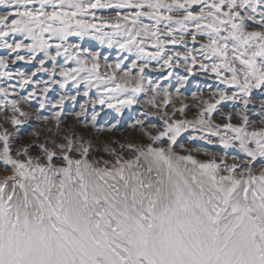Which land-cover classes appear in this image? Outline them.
<instances>
[{
    "label": "snow or ice",
    "instance_id": "obj_1",
    "mask_svg": "<svg viewBox=\"0 0 264 264\" xmlns=\"http://www.w3.org/2000/svg\"><path fill=\"white\" fill-rule=\"evenodd\" d=\"M0 5L7 8L0 12V48L8 50L0 55V264H264V0ZM104 9L117 10L115 22L97 16ZM85 36L128 55L101 73L99 52L69 42ZM189 36L199 48L187 47ZM147 42L156 51H147ZM180 44L186 51L167 53ZM181 60L189 75L199 64L224 85L201 100L195 120L173 118L187 105L161 114L171 94L151 79L144 87L152 61L171 69ZM20 61L31 70L11 71ZM91 88L100 93L96 100ZM149 90L145 103L156 111L142 115L159 116L162 129L136 119L117 137V124L98 126L96 104L119 113ZM67 101L79 111L66 112ZM190 128L189 141L218 138L225 156L198 159L199 148L178 142ZM228 149L243 158L229 163Z\"/></svg>",
    "mask_w": 264,
    "mask_h": 264
},
{
    "label": "rangeland",
    "instance_id": "obj_2",
    "mask_svg": "<svg viewBox=\"0 0 264 264\" xmlns=\"http://www.w3.org/2000/svg\"><path fill=\"white\" fill-rule=\"evenodd\" d=\"M198 10V9H196ZM7 11V8L5 6L0 5V12ZM116 11L113 9H104V10H97V16L98 17H104L106 19L111 20L112 22H115V16ZM126 11V10H125ZM144 23H151V21L147 18H144ZM161 30H163V22L160 25ZM105 31L111 32V28H105ZM12 37L9 38V42H12ZM15 39H21L19 34L15 36ZM119 39V38H118ZM188 48H199V43L192 44L190 36L187 37ZM198 40H201L202 42H207V38H201L198 37ZM28 42V41H25ZM69 42L72 44H79L81 48H86L90 52H99L100 53V64H101V73H104L105 71L110 72V69H106L104 66L106 64H114L117 59H123L124 56L128 55L126 51H121L115 44H113L111 47L108 46L107 42L105 41L103 44L93 38L92 36H85L83 39L79 37H70ZM147 51L154 52L156 51L155 48L151 46V42L146 43ZM174 51H180L184 52L186 51V48L183 44L180 45H168L167 46V53L171 54ZM8 50L0 48V55H7ZM20 54L24 55L25 53L22 51ZM14 55V54H13ZM106 58V59H105ZM63 57L59 58V63L63 64ZM135 59V55L129 56L128 60L124 61V67H131V61ZM199 59V57H198ZM205 63H210V61H204ZM138 63H143V61H139ZM161 62L152 61L148 68L145 69V72L142 74L145 77L144 80V87L145 89H148L149 86L147 84V80L151 79L153 84H156L159 86V89H165L169 91L171 94V103L167 106H162L160 108V113L163 114L164 111H167L169 115L171 116L174 112V110H178L182 105H187L188 107L185 108L183 113H180L179 111L175 112V115L173 116L174 119H185V120H195L198 113V106L201 105V100H208L212 97L213 92L217 91L218 88H223L224 85H222L215 77L214 73H211L210 71H201L199 68V64L195 65L193 68V73L191 75L188 74V72L185 69V64L181 60V63L179 66H174L173 68H160L159 64ZM175 64V62H174ZM46 66L51 67V63L49 62ZM69 67H74L73 62H69ZM32 68V65H28L23 61L17 62L15 65H10V70L15 71H30ZM171 71L172 75L169 76L168 73ZM138 70L133 69L132 75H137ZM228 73H225L227 75ZM123 76V72H118V81L120 77ZM187 76V81L183 84L180 83V78ZM43 79H47L46 76L42 77ZM112 85L109 84L108 87H111ZM177 88H179V93H177ZM30 90V89H29ZM68 94H75L77 89L73 88L71 85H69V89L67 90ZM80 93L82 94L84 91L83 84L79 88ZM173 91V92H172ZM59 93V89L57 88L56 92L52 93V98L54 99L55 96ZM196 94L195 96L193 94ZM23 94V93H22ZM100 93L97 92L96 88L90 89V98L91 100H96L99 97ZM152 95L151 91L142 92L137 96L138 101L140 103L134 104L131 107H124L121 112H117L115 108H109L107 104L95 105V112L99 113L97 116V124L100 127H107L111 124H117V130L114 133L115 136H121L128 134V124L132 123L136 119H145V117L142 115V113L147 111H156V109L151 108V106L147 105L145 101ZM118 98H123V95H120ZM86 99V98H85ZM256 99H259V96L257 95ZM163 100L162 92L160 95L157 96V103L160 104ZM80 102H83V99H81ZM115 100L110 101V103L115 104ZM37 106L36 101L32 102L31 107L35 108ZM79 111V104H76L73 106L71 101H67L65 105V111L71 112V111ZM224 110H227V105L224 106ZM93 113V105L90 103L88 105V115L87 119L90 120V117ZM45 115L50 114L49 112H45ZM188 115V116H187ZM215 116V114H214ZM83 119V118H82ZM219 122V121H218ZM151 125H156V128L158 130L163 128V122L160 120L159 116H150L145 119V126L150 127ZM30 129L28 127H25L22 129L21 135L26 136L27 132ZM93 132H95V129H92ZM193 134V130L190 128L187 132H184L181 134V137L178 138V142L180 144H183L185 148H199L200 151L198 153H193L197 156L198 159L206 160L210 159L213 156L221 157L225 156V150L222 145L218 143V138L210 137L213 140H217L214 144H208L206 141L202 140H195V141H189V137ZM99 135H104L103 133H100ZM199 135V133H197ZM180 149L177 148V151ZM241 156L242 154L239 153L237 149H228L227 150V160L229 163L232 162V158L234 156ZM257 168H259V165H257Z\"/></svg>",
    "mask_w": 264,
    "mask_h": 264
},
{
    "label": "bare ground",
    "instance_id": "obj_3",
    "mask_svg": "<svg viewBox=\"0 0 264 264\" xmlns=\"http://www.w3.org/2000/svg\"><path fill=\"white\" fill-rule=\"evenodd\" d=\"M173 92V91H172ZM188 116V115H187Z\"/></svg>",
    "mask_w": 264,
    "mask_h": 264
}]
</instances>
